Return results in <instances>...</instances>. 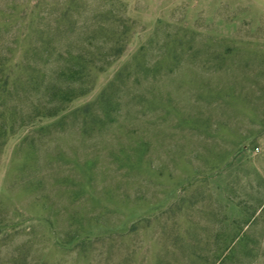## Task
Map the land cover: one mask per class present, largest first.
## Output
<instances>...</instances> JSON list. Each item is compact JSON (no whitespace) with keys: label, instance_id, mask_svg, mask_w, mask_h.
I'll return each instance as SVG.
<instances>
[{"label":"rangeland","instance_id":"obj_1","mask_svg":"<svg viewBox=\"0 0 264 264\" xmlns=\"http://www.w3.org/2000/svg\"><path fill=\"white\" fill-rule=\"evenodd\" d=\"M25 53L98 67L0 141V264H264V0H0V55Z\"/></svg>","mask_w":264,"mask_h":264},{"label":"trees","instance_id":"obj_2","mask_svg":"<svg viewBox=\"0 0 264 264\" xmlns=\"http://www.w3.org/2000/svg\"><path fill=\"white\" fill-rule=\"evenodd\" d=\"M39 37L41 43L38 46H30L28 51L38 54L39 49L50 47V40L44 37L43 33ZM27 54L12 61L0 55V141H3L15 128L32 124L37 119L57 116L60 113L63 114L61 118L64 117L68 105L89 91L92 74L98 67L94 57L70 53L64 58L53 78L47 81L43 64ZM36 90L43 92L46 100L43 98L44 102L33 104L32 111L28 115H23L16 105L8 106L9 98L26 99L29 98L31 91ZM101 96L106 102L110 99L104 94ZM78 113L88 117L93 115L90 104L72 112L73 115ZM142 220V217L133 220L129 230H138L142 226Z\"/></svg>","mask_w":264,"mask_h":264}]
</instances>
